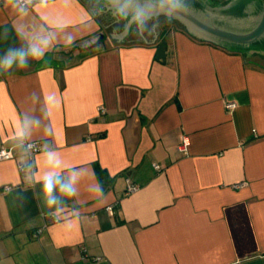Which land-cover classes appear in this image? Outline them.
<instances>
[{"label":"crops","instance_id":"0c3cea01","mask_svg":"<svg viewBox=\"0 0 264 264\" xmlns=\"http://www.w3.org/2000/svg\"><path fill=\"white\" fill-rule=\"evenodd\" d=\"M125 22L0 0V264H264V58Z\"/></svg>","mask_w":264,"mask_h":264},{"label":"water","instance_id":"95a60500","mask_svg":"<svg viewBox=\"0 0 264 264\" xmlns=\"http://www.w3.org/2000/svg\"><path fill=\"white\" fill-rule=\"evenodd\" d=\"M103 1L114 16L126 21L124 30L110 34L111 37L122 38L132 23L139 26L152 17L165 15L169 23L178 20L183 29L197 39L248 56L264 55V0H228L223 3L210 0ZM98 43L99 40L95 45ZM165 52L166 44L161 40L156 58L163 60Z\"/></svg>","mask_w":264,"mask_h":264},{"label":"built area","instance_id":"2783aa9c","mask_svg":"<svg viewBox=\"0 0 264 264\" xmlns=\"http://www.w3.org/2000/svg\"><path fill=\"white\" fill-rule=\"evenodd\" d=\"M16 1H18L21 5L27 4V0H16ZM235 106H236V103L234 101H226V100L224 101V108L226 110H232ZM187 146H188V138L183 137L181 143L178 145V150L181 152H187ZM38 151H39V147L37 146L35 141H25L24 142V153L17 157H14L9 147L5 145H0V159L15 158L18 169L20 171H24L27 168L32 169V166H33L32 162ZM126 183H127L128 191H133L136 189V185L132 183L130 177H126ZM109 211L113 212L112 207H109ZM93 259H99V257H95Z\"/></svg>","mask_w":264,"mask_h":264},{"label":"flooded vegetation","instance_id":"af4514ba","mask_svg":"<svg viewBox=\"0 0 264 264\" xmlns=\"http://www.w3.org/2000/svg\"><path fill=\"white\" fill-rule=\"evenodd\" d=\"M211 2H219V3H223V2H225V1H228V0H210ZM155 17H160V18H162V19H164V20H167V17L165 16V15H157V16H155ZM153 18V17H152ZM151 19V18H150ZM149 20V19H148ZM147 20V21H148ZM174 24H176L177 26H180V27H182L183 28V25L178 21V20H175L174 21ZM251 57H257V58H264V55H261V54H253V55H251Z\"/></svg>","mask_w":264,"mask_h":264},{"label":"clouds","instance_id":"9594fccd","mask_svg":"<svg viewBox=\"0 0 264 264\" xmlns=\"http://www.w3.org/2000/svg\"><path fill=\"white\" fill-rule=\"evenodd\" d=\"M23 60V57L21 56V61ZM8 63H11V59H9ZM45 190L50 191L51 190V183H50V178H46V183H45Z\"/></svg>","mask_w":264,"mask_h":264}]
</instances>
